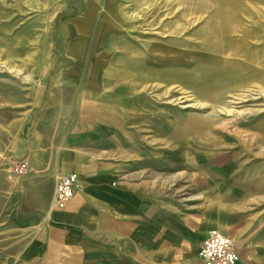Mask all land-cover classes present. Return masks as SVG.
<instances>
[{
  "label": "rangeland",
  "instance_id": "rangeland-1",
  "mask_svg": "<svg viewBox=\"0 0 264 264\" xmlns=\"http://www.w3.org/2000/svg\"><path fill=\"white\" fill-rule=\"evenodd\" d=\"M89 1L0 0V175H14L18 144L58 111V76L103 61L123 83L86 99L110 110L117 86L136 94L134 169L158 200L206 214L243 264H264V0H235L225 31L218 0H115L116 17L100 0L92 18ZM94 36L102 49L68 48Z\"/></svg>",
  "mask_w": 264,
  "mask_h": 264
},
{
  "label": "crops",
  "instance_id": "crops-1",
  "mask_svg": "<svg viewBox=\"0 0 264 264\" xmlns=\"http://www.w3.org/2000/svg\"><path fill=\"white\" fill-rule=\"evenodd\" d=\"M89 2L92 18L100 0ZM103 2L116 17L115 0ZM88 39L68 48L102 49ZM109 42L114 49L116 39ZM89 61L92 73L58 76L51 106L59 112L43 115L37 133L18 144L13 170L25 162L26 175H0V264H204L199 253L213 219L158 200L156 181L134 169L141 124L128 111L137 96L117 86L119 104L102 105V114L86 96L100 83L123 81L102 74L103 61ZM69 173L79 177L76 194L66 208L51 209L56 181Z\"/></svg>",
  "mask_w": 264,
  "mask_h": 264
},
{
  "label": "built area",
  "instance_id": "built-area-1",
  "mask_svg": "<svg viewBox=\"0 0 264 264\" xmlns=\"http://www.w3.org/2000/svg\"><path fill=\"white\" fill-rule=\"evenodd\" d=\"M27 172L25 162L19 163L13 170L15 176H24ZM78 187L79 177L76 173L60 176L56 181L51 209L66 208ZM199 255L204 264H242V257L234 239L217 230L212 231L205 239Z\"/></svg>",
  "mask_w": 264,
  "mask_h": 264
},
{
  "label": "bare ground",
  "instance_id": "bare-ground-1",
  "mask_svg": "<svg viewBox=\"0 0 264 264\" xmlns=\"http://www.w3.org/2000/svg\"><path fill=\"white\" fill-rule=\"evenodd\" d=\"M220 2V21L222 30L225 31L232 25L233 12L235 11V0H218Z\"/></svg>",
  "mask_w": 264,
  "mask_h": 264
}]
</instances>
